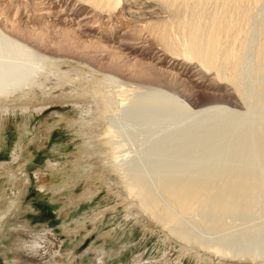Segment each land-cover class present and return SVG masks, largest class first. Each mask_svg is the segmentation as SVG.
I'll list each match as a JSON object with an SVG mask.
<instances>
[{
    "label": "rangeland",
    "instance_id": "374dc122",
    "mask_svg": "<svg viewBox=\"0 0 264 264\" xmlns=\"http://www.w3.org/2000/svg\"><path fill=\"white\" fill-rule=\"evenodd\" d=\"M48 1L40 0L41 7H46ZM52 1L63 3L64 8L69 7L66 12L69 16L72 14L82 20L90 14L84 9L74 10V0ZM138 7L144 8L143 5ZM27 9L30 7L18 8L17 17L26 19ZM60 9L58 6L55 10ZM256 12L249 46L253 43L250 39L255 41L259 35L256 22L264 19L258 20L260 14L264 15V5ZM13 16L17 19L14 13ZM90 16L89 19L94 18ZM109 19L104 18L102 25H110L114 19ZM99 23L96 27L101 25ZM146 36L140 41L133 40L127 47L124 44V48L117 47L132 61H143L167 72L172 69L176 80L167 81V77H160L155 81L148 78L137 81L135 77L114 72L115 68L108 65V60L96 59L98 66H95L80 59V54L75 58L67 57L73 61L70 63L79 74L91 70L90 65L97 77L118 76L117 79L130 84L132 90L141 89L135 86L140 84L144 88L149 85L168 91V94L135 93L133 101L120 105L109 114L108 120L115 127L126 125L120 136L126 147L124 171L138 175L160 200H165L158 189L162 182H209L212 191L206 196L208 208L197 205L195 215H189L191 218L181 216L177 226L182 225L189 232L206 238L222 237L228 241L227 245L233 243L236 248L264 246V76H258L253 68V46L245 50L240 69L242 98L229 84L212 80L211 73L201 71L194 62L184 63L182 58L165 54L152 38ZM118 37L115 35L111 40L117 41ZM2 40L5 39H0L4 44ZM22 54L25 57L26 54ZM207 106L221 107L201 112ZM78 114V107L73 103L59 100L42 110L33 108L24 112L17 109L0 114V205L12 190L16 193L8 222L18 223L15 229L20 231L22 225L39 231L49 230L55 234L49 233L50 237L62 246L57 248L62 252L57 257L64 262L72 259V264L94 262L96 255L93 254H97L102 246L110 252L122 246L127 248L125 255L120 259L113 258L108 264H118L124 256L122 262L133 263L140 256L145 263L161 258L166 249L172 257L175 250L165 245L160 229L144 232L143 222L133 216L134 207L130 206L127 197L121 195L124 187L113 175L115 172L110 170V175L108 171L95 170L97 164L89 161V157L83 158L89 148L75 129ZM89 167L94 169L88 171ZM245 177L248 180H244ZM236 186V191H231L234 193L231 197L233 206L224 215L217 204L221 205L226 200L227 190ZM249 196L253 200L250 204ZM243 202H247V206L238 207ZM214 220L218 222L214 230L197 224ZM7 229L10 231V227ZM0 236V241L6 245L17 239L12 234L10 238ZM0 246L4 247L2 243ZM2 249L0 256L3 255ZM3 257H0V264H6ZM183 259L186 264H199L189 255ZM35 260L29 264H36ZM158 263L162 264L161 261Z\"/></svg>",
    "mask_w": 264,
    "mask_h": 264
},
{
    "label": "bare ground",
    "instance_id": "6f19581e",
    "mask_svg": "<svg viewBox=\"0 0 264 264\" xmlns=\"http://www.w3.org/2000/svg\"><path fill=\"white\" fill-rule=\"evenodd\" d=\"M37 2L40 0H31V3H28V0H0V39H5V42L2 40L4 44L0 42V114L17 109L24 112L33 108L42 110L58 100L73 103L78 107L79 117L74 123L75 129L89 148L83 158L89 157V161L95 162V170L108 171L110 175L115 172L113 175L121 180L124 187L121 195L130 200V206L134 207L132 214L143 222L144 232L160 229L165 245H170V248L175 250L172 257L166 249L159 259L153 258L144 263L139 256L133 263H127L122 262L126 258L124 256L119 263L156 264L161 261L162 264H184L183 258L189 255L199 264H264V246L261 244L236 248L233 243L227 245L228 241L222 237L206 238L189 232L182 225L177 226L181 216L195 215L197 205L203 209L208 208L209 201L206 196L212 191L209 182H162L158 189L164 194L165 200H160L138 175L124 171L126 147L120 136L126 125L115 127L108 120L109 114L115 112L120 105L133 101L135 93L168 94V91L149 85L144 88L140 84L135 86L141 89L132 90L134 88L118 80V76L97 77L90 65L91 70L79 74L70 63L73 61L69 59L80 54V59L92 62L95 66H98L96 59L108 60V65L115 68L114 72L123 73L129 78L135 77L137 81L145 78L155 81L161 79L160 77H167V81L176 80L172 69L168 71H172L170 74L143 61H132L118 49L123 47L122 44L127 47L133 40L140 41L147 35L146 37L152 38L165 54L182 58L184 63L194 62L201 71L211 73L212 80L229 84L235 93L243 98L240 87L242 84L239 85L240 69L244 52L249 46L254 13L264 5V0H74V10L84 9L88 11L87 14L93 15L92 19L88 18L90 14L87 19L85 16L86 20L75 18L72 14L69 16L66 13L69 11L68 5V8H64L61 6L63 3L60 5L58 1L49 0L48 7H41L43 3ZM138 5H143L144 8H137ZM58 6L61 9L55 10ZM21 7H30L27 9L29 14L26 19L17 17L20 12L18 8ZM12 13L17 19L11 17ZM260 15L258 20L264 17L263 14ZM52 16L54 17L48 19ZM107 17L113 18V22L110 25H102L103 19ZM98 23L101 25L96 27ZM256 23L259 24L256 26L259 35L255 41L250 39V43L253 42L252 64L258 76L262 77L264 19ZM115 35L118 40H111ZM22 53L26 54L25 57ZM104 54L106 56L102 58ZM262 85L264 91V84ZM219 107L221 106H211L201 112ZM94 168L89 167L88 171ZM244 180L248 178L245 177ZM237 188L238 186L227 190L226 200L221 202V205L217 204L224 215L233 206L231 197L234 193L231 191L235 192ZM15 194L12 190V194L6 195L7 198L0 205V234L4 237L11 234L17 236L13 243L11 240L7 245L0 241L4 245L3 249H0L6 264H29L35 258H38L35 260L36 264H72V259L64 262L57 257L62 254L57 248L62 246H58L50 237V234H55L49 230L39 231L22 225L20 231L15 229L19 226L18 223L15 225L12 222V225L8 222L9 213L16 201ZM251 201L253 200L251 199L249 204ZM247 202L238 207L244 204L247 206ZM197 224H204L202 226L206 228L210 226V230L218 227L217 220ZM7 227H10V231ZM18 249L22 253L21 256ZM126 249V246H122L115 252H110V249L102 246L97 250V254H93L96 255L95 259H90H94V262H89L108 264L113 258L120 259L125 255Z\"/></svg>",
    "mask_w": 264,
    "mask_h": 264
}]
</instances>
